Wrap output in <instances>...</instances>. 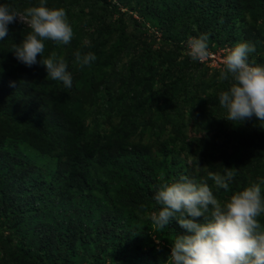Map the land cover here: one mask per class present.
I'll list each match as a JSON object with an SVG mask.
<instances>
[{"label": "trees", "instance_id": "trees-1", "mask_svg": "<svg viewBox=\"0 0 264 264\" xmlns=\"http://www.w3.org/2000/svg\"><path fill=\"white\" fill-rule=\"evenodd\" d=\"M3 3L24 11L39 0ZM46 6L63 7L72 25L70 44L45 42L44 57L63 56L73 86L47 78L39 63L19 62L13 45L29 29L18 20L8 25L0 41V264H169L174 237L186 232L175 219L164 230L150 220L162 183L181 176L207 181L225 201L264 179V122L223 119L218 94L230 81L186 54L189 37L206 33L212 52L238 40L253 43L249 63L264 66V0H46ZM76 51L97 59L81 68ZM185 125L195 126L189 140ZM39 162L51 170L43 172ZM224 167L236 168L227 191L208 176ZM109 185L122 199L109 197ZM123 207L145 212L142 227ZM259 222L264 226V216Z\"/></svg>", "mask_w": 264, "mask_h": 264}, {"label": "clouds", "instance_id": "clouds-1", "mask_svg": "<svg viewBox=\"0 0 264 264\" xmlns=\"http://www.w3.org/2000/svg\"><path fill=\"white\" fill-rule=\"evenodd\" d=\"M17 20L25 23L29 31L19 44L13 45L15 58L27 67L39 63L47 78L70 89L73 77L65 58L55 51L44 57L45 42L66 46L74 37L66 10L50 8L46 0H39L37 6L24 9L22 19L14 8L0 4V41L8 35V25ZM255 51L253 43L239 42L227 49L222 59L218 79L230 84L228 90L218 94V102L226 111L223 119L233 124L253 117L264 122V66L249 63V56ZM186 54L192 61H205L209 56L208 34L189 37ZM74 56L81 68L97 59L91 52L82 55L76 51ZM235 175L236 168L226 167L223 174H208L217 188L226 191ZM262 184L264 179L222 201L207 181L197 183L181 176L171 183H162L153 196L159 208L151 212L150 220L157 230H164L175 219L186 232L174 237L169 264H264V226L259 222L264 216ZM196 218H202L203 222L197 223Z\"/></svg>", "mask_w": 264, "mask_h": 264}, {"label": "rangeland", "instance_id": "rangeland-1", "mask_svg": "<svg viewBox=\"0 0 264 264\" xmlns=\"http://www.w3.org/2000/svg\"><path fill=\"white\" fill-rule=\"evenodd\" d=\"M120 7H123L122 10H126L128 9V7L126 6H120ZM22 11V10H21ZM17 11L21 14V18L23 19V13L24 11ZM83 11L86 13L88 11V7H84L83 8ZM134 17H136L135 14H133ZM85 20V19H83ZM19 21V20H18ZM20 23H22L23 25L27 26L25 23L19 21ZM78 22L82 23V20L78 19ZM240 42V40H238V43ZM228 48H225L223 50H215V52H212V51H209V56L208 58L205 60V65L207 67H209L210 69H221L222 68V59H223V56L225 55V51L227 50ZM204 62V61H203ZM85 127H86V130H89L91 128V123H90V117L88 115H86L85 117V123H84ZM195 126L194 125H191V126H186L184 127L183 131H184V134H186V132L188 133L187 136H186V139L189 140L192 138V136L194 134H196V130L194 129ZM109 132V131H108ZM201 133V131L199 132ZM168 132H167V128L162 132L159 140H163V139H166V137L168 136ZM152 140V138H150ZM180 157V156H179ZM46 160L49 162V164H53V162L51 161V158L49 157H46ZM40 163V164H39ZM39 166H42L43 167V172H48L51 170V165H46V164H43L42 162H39ZM45 167H44V166ZM116 190H117V185H109V190H108V195L111 199H122V196L116 194ZM100 195V194H99ZM101 196V195H100ZM227 200V199H226ZM124 213L125 215H129L132 217V222L133 224L135 225H138L139 227H142V219L146 218L147 216L145 215V212L144 211H139V210H136L134 208H130V207H126L124 208ZM147 213V212H146ZM201 221V218H199L197 220V222ZM146 229L151 233L153 231V227L150 225L149 228H147L146 226ZM106 263H109L108 260H106Z\"/></svg>", "mask_w": 264, "mask_h": 264}]
</instances>
